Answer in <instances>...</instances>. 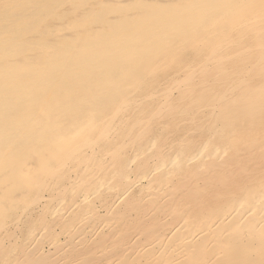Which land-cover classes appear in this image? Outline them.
<instances>
[{
	"label": "bare ground",
	"instance_id": "bare-ground-1",
	"mask_svg": "<svg viewBox=\"0 0 264 264\" xmlns=\"http://www.w3.org/2000/svg\"><path fill=\"white\" fill-rule=\"evenodd\" d=\"M0 264H264V0H0Z\"/></svg>",
	"mask_w": 264,
	"mask_h": 264
},
{
	"label": "rangeland",
	"instance_id": "rangeland-1",
	"mask_svg": "<svg viewBox=\"0 0 264 264\" xmlns=\"http://www.w3.org/2000/svg\"><path fill=\"white\" fill-rule=\"evenodd\" d=\"M27 219V218H26ZM34 219H35V216H34ZM34 221V220H33ZM25 225H27V223L25 222V224L23 223V225H22V230H24L25 231V229H27V227L25 226ZM25 228H24V227ZM28 226V225H27ZM25 233V232H24ZM21 235L23 234L22 232L20 233ZM61 238H63V236H61ZM45 246V247H44ZM43 248H44V250H45V248H47V245L45 244H43Z\"/></svg>",
	"mask_w": 264,
	"mask_h": 264
}]
</instances>
